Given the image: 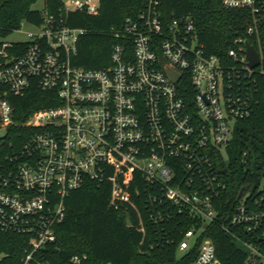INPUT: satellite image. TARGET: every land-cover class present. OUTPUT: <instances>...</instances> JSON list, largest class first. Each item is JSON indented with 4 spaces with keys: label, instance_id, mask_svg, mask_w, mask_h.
I'll return each instance as SVG.
<instances>
[{
    "label": "built area",
    "instance_id": "obj_1",
    "mask_svg": "<svg viewBox=\"0 0 264 264\" xmlns=\"http://www.w3.org/2000/svg\"><path fill=\"white\" fill-rule=\"evenodd\" d=\"M221 2L227 10L251 12L250 36L264 27V0ZM102 3L45 0L23 56L10 53L16 43L0 39V132L9 137L12 126L30 132L0 179V229L30 238L20 264H51L47 247L66 219L65 200L88 181L109 182L112 207L149 204L150 219L165 236L182 237L180 259L195 250L189 264H222L206 236L228 188L218 161L236 125L255 112L262 58L251 69L245 42L229 49L228 60L210 55L191 16L166 22L162 0H142L136 16L108 31L118 41L111 66L76 67L72 59L88 30L71 27L68 18H98ZM33 78L44 92H55L59 104L17 125L9 95L23 96ZM238 202L220 227L243 246L250 264H264V187L253 197L242 191ZM139 223L144 232L140 216ZM186 223L191 230L179 228ZM174 224L180 230L167 232ZM87 261L74 256L68 264ZM7 262L0 255V264Z\"/></svg>",
    "mask_w": 264,
    "mask_h": 264
},
{
    "label": "trees",
    "instance_id": "obj_2",
    "mask_svg": "<svg viewBox=\"0 0 264 264\" xmlns=\"http://www.w3.org/2000/svg\"><path fill=\"white\" fill-rule=\"evenodd\" d=\"M37 1L0 0V39L19 31L24 22L41 24L40 11L32 9ZM102 2L98 18L83 14H71L68 18L71 27L88 30L81 37L77 55L72 59L76 67L87 70L110 67L111 51L118 41L108 33L109 29L120 26L127 17L136 16L142 4V0ZM161 11L166 22L191 16L207 53L222 60H228L231 47L249 42L261 55L264 71V27L253 36L248 34L252 21L249 10H227L221 0H162ZM29 45L28 42L16 43L10 53L23 56ZM256 80L259 91L255 112L236 125L233 139L226 148V158L218 161V165L222 166L220 175L227 184L228 178H232L233 184L228 185L216 204L218 223L208 228L206 236L214 242L222 264H250L248 253L221 229L220 223L232 217L242 191H250L253 197L262 184L264 187V73L258 74ZM9 100L17 125L25 124L33 114L59 104L57 94L41 90L34 78L23 96L10 94ZM9 132V137L0 141V179L13 167L11 158L21 151L30 134L20 126H12ZM245 152L248 153L246 162L243 160ZM237 179L240 183L236 182ZM111 196L109 182L99 186L88 181L83 188L71 193L65 200L66 219L55 229L57 241L47 247L49 254L46 259L51 264H68L74 256H87L88 261L83 264H189L192 261L195 250L191 258L187 255L180 259L178 244L182 237L177 234L167 238L161 227L151 221L149 204H134L135 208L120 204L114 208L110 204ZM139 216L144 223V232ZM128 217L132 227L127 225ZM174 228L175 224L168 226L167 232ZM179 228L189 231L192 224L186 223ZM29 243L28 236L0 229V255L8 257V264H20L30 248Z\"/></svg>",
    "mask_w": 264,
    "mask_h": 264
},
{
    "label": "rangeland",
    "instance_id": "obj_3",
    "mask_svg": "<svg viewBox=\"0 0 264 264\" xmlns=\"http://www.w3.org/2000/svg\"><path fill=\"white\" fill-rule=\"evenodd\" d=\"M45 7V0H38L33 6L32 9L43 11ZM38 30L31 24L25 23L23 24L22 28L19 31L14 32L13 34L8 35L6 38L3 39V42L5 43H26L29 42L28 33H37ZM224 158H226L224 156ZM219 172L222 171V166L218 165ZM237 183H240L237 179ZM233 184L232 178H228V185L231 186ZM263 188V184L261 186V189ZM250 194V191L246 192V196ZM240 247H243L240 245ZM244 249V248H242Z\"/></svg>",
    "mask_w": 264,
    "mask_h": 264
},
{
    "label": "water",
    "instance_id": "obj_4",
    "mask_svg": "<svg viewBox=\"0 0 264 264\" xmlns=\"http://www.w3.org/2000/svg\"><path fill=\"white\" fill-rule=\"evenodd\" d=\"M0 11H1V9H0ZM244 47H245V53L247 56V61H248L249 67L251 69H256V68L260 67L261 66V56H260L259 52L249 42H245ZM167 72L176 82H178L180 80V76H178L172 70L167 69ZM7 137H8L7 131H1L0 132V141L6 140ZM225 173H227V171H225ZM127 225L129 227L133 226V223H132L130 217L127 218Z\"/></svg>",
    "mask_w": 264,
    "mask_h": 264
}]
</instances>
